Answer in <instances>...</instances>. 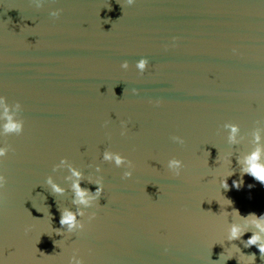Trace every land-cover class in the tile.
<instances>
[{"label": "water", "instance_id": "1", "mask_svg": "<svg viewBox=\"0 0 264 264\" xmlns=\"http://www.w3.org/2000/svg\"><path fill=\"white\" fill-rule=\"evenodd\" d=\"M38 3L0 0V264H264L245 247L264 185L241 177L257 148L264 164V0ZM73 170L92 193L102 183L89 207ZM61 211L83 227L61 228ZM233 225L246 233L228 242Z\"/></svg>", "mask_w": 264, "mask_h": 264}, {"label": "clouds", "instance_id": "2", "mask_svg": "<svg viewBox=\"0 0 264 264\" xmlns=\"http://www.w3.org/2000/svg\"><path fill=\"white\" fill-rule=\"evenodd\" d=\"M32 2L36 5V7H39L38 0H32ZM134 3V0H127V5H132ZM59 11L51 12L50 15L52 17L59 16ZM148 65V61L146 59H140L139 62L136 64V68L138 69L140 74H143L146 70ZM122 69H127L128 64L127 62H124L120 65ZM0 103H3L2 98H0ZM17 107H20L17 105ZM4 133L5 134H16L20 135L23 132L24 123L23 121H17L15 120L11 115H8V109H4ZM231 135L229 137L230 142H235V134L237 133L238 129L235 126H231ZM121 135H124V132H121ZM173 142L184 144V140L180 137H173ZM259 136L256 137L257 142H259ZM6 155V151L3 148H0V157H4ZM260 156H261V149L257 148L254 152L250 153L248 156L245 157L243 161V167L241 168V177L245 174L252 177L255 181L259 182L261 185H264V164L260 163ZM103 159L108 160H114L117 167L121 166L124 163V160L119 155H115L110 152H105L103 155ZM61 163H64L62 160ZM239 163V161H238ZM128 170L124 171L122 178L128 179L132 176L133 171L135 170V166L131 163H129ZM168 169L172 173L173 176L178 177L181 174L182 165L181 162L178 160H170L168 163ZM233 173H231L230 177ZM72 175L77 178L76 182L72 185V190L74 193V200L73 202L79 205H82L83 207H89L92 204V201H98L100 198L102 192H103V186L100 180L95 181L96 190L94 193L90 192L87 189L81 188L80 186V179L81 174L75 170L72 171ZM226 177V178H227ZM226 178L221 182V187L225 190L228 189V184L226 182ZM7 181L3 175H0V189L4 188ZM243 183V180L241 179L239 182L233 181V187L239 189ZM46 185L50 189L51 193L55 195H61L63 194L64 189L53 183L51 177L46 178ZM91 193V195H90ZM227 200V199H226ZM228 201V206L231 205V201ZM235 215L239 216V213L237 211H232ZM225 215L228 214V212L224 213ZM76 215L68 211H61L60 213V220L59 224L61 228H64L65 226L68 228V230H71L73 227H83L82 225H77L76 223ZM78 215H83V213H78ZM252 219L255 221L254 227L256 231L252 232V235L250 238L245 242V247H252L255 246L261 257H264V237H262V234H264V215H261L257 217L255 214H250ZM94 214L90 216L89 220L94 219ZM242 219H248L241 217ZM245 231H242L238 226L233 225L229 232L227 233L225 239L228 242L236 241L241 239V237L245 234ZM56 234L60 235V230H56ZM250 260L252 261V264L255 260L254 255H249ZM231 258V257H230ZM240 262V261H239Z\"/></svg>", "mask_w": 264, "mask_h": 264}]
</instances>
